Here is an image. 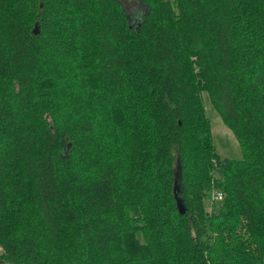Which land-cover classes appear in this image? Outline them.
<instances>
[{"label":"trees","instance_id":"16d2710c","mask_svg":"<svg viewBox=\"0 0 264 264\" xmlns=\"http://www.w3.org/2000/svg\"><path fill=\"white\" fill-rule=\"evenodd\" d=\"M140 1L0 0V264H264V0Z\"/></svg>","mask_w":264,"mask_h":264},{"label":"rangeland","instance_id":"374dc122","mask_svg":"<svg viewBox=\"0 0 264 264\" xmlns=\"http://www.w3.org/2000/svg\"><path fill=\"white\" fill-rule=\"evenodd\" d=\"M129 13L137 14L145 10V5L140 0H121ZM201 97L204 103L205 112L210 119L212 139L216 151L220 155V159L224 158H239L242 156L240 142L234 132L223 121L219 112L217 111L208 90L203 89ZM213 174L216 178L223 176V169L221 165H216L213 169ZM212 191V189H211ZM205 200V206L210 209L212 207V193ZM221 199V198H219ZM219 199L216 198L215 208L219 205Z\"/></svg>","mask_w":264,"mask_h":264},{"label":"built area","instance_id":"2783aa9c","mask_svg":"<svg viewBox=\"0 0 264 264\" xmlns=\"http://www.w3.org/2000/svg\"><path fill=\"white\" fill-rule=\"evenodd\" d=\"M211 193H212V198L213 199H216V198L219 199L222 196V192L220 190H218V189H215V188L212 189Z\"/></svg>","mask_w":264,"mask_h":264},{"label":"water","instance_id":"95a60500","mask_svg":"<svg viewBox=\"0 0 264 264\" xmlns=\"http://www.w3.org/2000/svg\"><path fill=\"white\" fill-rule=\"evenodd\" d=\"M174 188L176 189V188H178V185H177V180H175V185H174ZM178 201H177V205H178V209H179V211L180 212H184V206H183V203H182V201L180 200V199H177Z\"/></svg>","mask_w":264,"mask_h":264}]
</instances>
